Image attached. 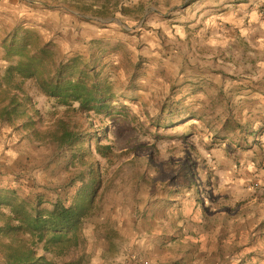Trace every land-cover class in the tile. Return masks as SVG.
Listing matches in <instances>:
<instances>
[{
  "label": "rangeland",
  "instance_id": "obj_1",
  "mask_svg": "<svg viewBox=\"0 0 264 264\" xmlns=\"http://www.w3.org/2000/svg\"><path fill=\"white\" fill-rule=\"evenodd\" d=\"M162 4L0 0L3 88L9 63L1 42L31 28L59 62L80 56L97 64L117 93L114 118L93 115L85 124L91 143L98 138L116 155L105 160L92 150L103 180L97 211L76 248L49 256L54 264H124L132 253L150 264H264V90L255 88L264 75L234 65L220 81L201 54L190 56V40L175 34ZM23 89L15 93L33 124L0 119V188L47 213L58 200L72 203L81 186L72 182L88 169L53 141L65 109L33 80ZM105 215L115 217L113 229H100Z\"/></svg>",
  "mask_w": 264,
  "mask_h": 264
},
{
  "label": "trees",
  "instance_id": "obj_2",
  "mask_svg": "<svg viewBox=\"0 0 264 264\" xmlns=\"http://www.w3.org/2000/svg\"><path fill=\"white\" fill-rule=\"evenodd\" d=\"M124 12L129 14L126 9ZM1 46L9 66L3 78L5 87L0 83V102L8 103L1 109L0 119L13 122L27 117L29 121L23 126L31 127L26 103L15 92L23 95L24 83L35 81L42 94L65 109L66 117L58 122L53 141L61 149H73L72 162L88 169L72 182L71 186L81 183L72 203L58 200L47 213L23 200L16 190L0 188V251L7 264H54L49 256L61 258L76 248L84 221L97 211L103 180L97 163L91 160L92 150L105 160L116 155L98 138L91 143L92 134L86 132L85 124L93 115L114 118L112 103L117 93L97 64L91 65L80 56L59 62L56 51L42 44L35 29H19ZM171 116L176 117L174 113Z\"/></svg>",
  "mask_w": 264,
  "mask_h": 264
},
{
  "label": "crops",
  "instance_id": "obj_3",
  "mask_svg": "<svg viewBox=\"0 0 264 264\" xmlns=\"http://www.w3.org/2000/svg\"><path fill=\"white\" fill-rule=\"evenodd\" d=\"M154 2L163 3L161 7L172 11L170 26L173 30L176 27L175 34L180 38L190 40V50L193 52V54L190 52L188 42L187 50L191 53L190 56L196 58L201 54L200 56L205 59L204 65L216 71L212 74L220 81L222 75L230 72L234 65H238L244 75L254 69L261 78L263 77L264 0H154ZM68 13L73 17L78 14L76 11ZM64 17L75 23L73 17H69L67 13ZM151 37L147 35L144 43L148 44ZM197 44H201L199 49L196 48ZM244 58L246 60L242 62ZM244 83L241 81L235 84L243 87ZM255 88L263 91L264 82ZM104 218L106 224L100 229H113L116 225L115 217L105 215Z\"/></svg>",
  "mask_w": 264,
  "mask_h": 264
},
{
  "label": "built area",
  "instance_id": "obj_4",
  "mask_svg": "<svg viewBox=\"0 0 264 264\" xmlns=\"http://www.w3.org/2000/svg\"><path fill=\"white\" fill-rule=\"evenodd\" d=\"M124 264H150V262L137 255L136 257H133V253L128 257V259H126V261L124 262Z\"/></svg>",
  "mask_w": 264,
  "mask_h": 264
}]
</instances>
